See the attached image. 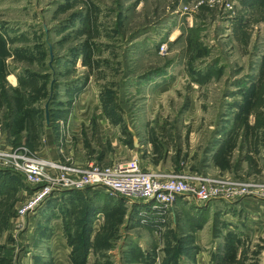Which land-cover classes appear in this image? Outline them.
<instances>
[{"label":"rangeland","instance_id":"obj_1","mask_svg":"<svg viewBox=\"0 0 264 264\" xmlns=\"http://www.w3.org/2000/svg\"><path fill=\"white\" fill-rule=\"evenodd\" d=\"M50 150L220 192L20 214L34 191L0 166V264H264V0H0V151Z\"/></svg>","mask_w":264,"mask_h":264},{"label":"built area","instance_id":"obj_2","mask_svg":"<svg viewBox=\"0 0 264 264\" xmlns=\"http://www.w3.org/2000/svg\"><path fill=\"white\" fill-rule=\"evenodd\" d=\"M59 152L64 153L62 149ZM0 166L13 168L23 174L30 190L34 191V196L20 210V214L33 211L52 191L83 190L87 187L103 188L131 203H147L151 210L173 205L175 197L179 195L205 203L220 192L209 190L206 182L192 184L183 177H160L145 172L136 161L106 168H80L69 159L66 163L52 162L0 151Z\"/></svg>","mask_w":264,"mask_h":264},{"label":"crops","instance_id":"obj_3","mask_svg":"<svg viewBox=\"0 0 264 264\" xmlns=\"http://www.w3.org/2000/svg\"><path fill=\"white\" fill-rule=\"evenodd\" d=\"M143 147V143H137V145L135 146V148H139V149H141L142 147ZM142 152L141 151H137L135 154H136V158H133V159H137L138 158V156L137 155H139V154H141ZM46 157H47V159H51L52 161L54 160V161H59L60 160V156H59V154H57V156H55L53 153H52V151L50 150L49 152H47V154H46ZM56 157H58V159L56 160L55 158ZM52 158H54V159H52ZM144 163L145 164H148L147 166H144V167H148V168H150L151 169V166H152V168L153 169H151V171H153L152 173H157V171L156 170H161V169H163V170H166L167 168H166V165L164 164V163H162L161 162V164H158L157 166H155V165H152L151 163H148V162H145L144 161ZM155 173V174H156ZM108 202H110V203H112L113 205H115V203L116 202H114L115 200L114 199H111L110 198V200H107ZM117 201V200H116Z\"/></svg>","mask_w":264,"mask_h":264},{"label":"water","instance_id":"obj_4","mask_svg":"<svg viewBox=\"0 0 264 264\" xmlns=\"http://www.w3.org/2000/svg\"><path fill=\"white\" fill-rule=\"evenodd\" d=\"M46 120H47V123L49 124V122H50V116H49V113L48 112L46 113Z\"/></svg>","mask_w":264,"mask_h":264}]
</instances>
